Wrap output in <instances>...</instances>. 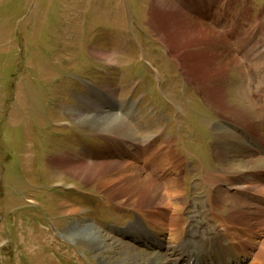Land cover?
<instances>
[{
	"label": "rangeland",
	"instance_id": "obj_1",
	"mask_svg": "<svg viewBox=\"0 0 264 264\" xmlns=\"http://www.w3.org/2000/svg\"><path fill=\"white\" fill-rule=\"evenodd\" d=\"M191 1L193 9L199 7L201 33L184 42L197 38L204 48L207 37L217 46L226 45L225 58H236L242 69L238 73V66L231 67L237 76L228 83L231 95L237 83L235 97L243 102L246 97L264 118V0ZM171 2L178 6L182 0ZM156 5L159 16L162 0H0V264L163 262V253L150 241L137 245L117 234L145 219L146 212L122 205L126 197L109 199L101 187L103 178L87 184L51 162L68 155L103 162L95 157L115 158L127 152L122 144L137 150L150 146L151 139L166 154L171 146L165 147L164 140L174 139L173 155L192 162L183 166L186 201L181 207L175 202L180 194L172 192L178 187L161 184L178 217L183 224L194 220L215 229L208 206L213 190L204 178L223 171L215 147L231 146L232 131L218 128L233 119L211 106L197 80L192 84L171 57ZM204 8L209 14H202ZM231 29L239 34L231 38ZM120 119L121 125L116 123ZM116 125L130 134L106 133ZM229 153L237 160L244 155ZM170 165L162 162L153 170L155 176L168 172L174 179ZM122 184L132 189L138 182L126 179ZM227 198L217 209L224 216L234 204ZM249 221L258 223L255 217ZM89 222L104 236L105 252L71 237Z\"/></svg>",
	"mask_w": 264,
	"mask_h": 264
},
{
	"label": "bare ground",
	"instance_id": "obj_2",
	"mask_svg": "<svg viewBox=\"0 0 264 264\" xmlns=\"http://www.w3.org/2000/svg\"><path fill=\"white\" fill-rule=\"evenodd\" d=\"M187 1L182 0L176 6L171 0H162L163 5L157 10L159 16H156L157 5L154 9L158 23L166 28L163 42L171 46L170 54L171 57L176 58L178 67L184 71L192 84L195 82L193 79L197 80L196 83L204 90L203 95L211 106L232 116L233 119L231 122H224L222 119V128L218 129L223 131L231 129V146L236 149L231 150V146L226 143H217L216 158L223 171L208 172L204 178L205 183L213 190L208 206L209 216L216 223L215 229L208 230L205 227L206 223L194 220L183 224V217H178V210H174L175 208L166 200L162 192L161 184L175 185L178 189L180 185V191L177 188L172 190L173 193L180 194L177 195L178 202L177 200L175 202L181 207L186 201L183 198L185 193L183 166L192 162L185 163L183 157L173 155L174 139L164 140L165 147L171 146L167 154L163 152L164 146L160 149L155 147L156 139H149L150 146H137V150L135 145L123 146L122 144L123 152L126 150L127 152L123 154L121 151L115 158L94 156L104 160L103 162L95 159L92 163H88L74 155L54 158L51 162L60 172L72 173L87 184L103 178L101 187L109 199L126 197L122 205L131 206L141 214L147 213V216H144L145 219L142 221L138 219L134 224L131 223L133 225L119 229L117 234L137 245L150 241L149 245L159 253H163L164 259L163 262L157 261L158 263L155 258L151 259L150 263L140 260L135 261V264H264V118L258 117L246 97L242 99H245L244 102L235 97L239 89L237 83L233 86L234 96L231 95L228 83L236 80L235 77H237L231 67L238 66V73H241L242 69L236 58L232 57L231 60L225 58L228 53L226 45L217 46L215 45L217 43L210 42L207 37L203 39L208 43L204 45V48L197 44V38L190 44L184 42L185 39L198 37L201 33L198 31V26L202 25L196 19V17L200 19L199 7L195 10L193 8L196 4L193 1L189 4ZM201 11L202 14H209L210 10L204 8ZM231 31L232 33H228L231 38L232 35L239 34L237 29H231ZM212 32L215 33V31ZM201 54L204 57H201ZM222 83H226V86ZM261 86L264 87V80L261 81ZM243 103H246V106ZM96 111L103 114L102 111L93 108L92 112ZM78 112L71 111L69 114L78 115ZM121 122L120 119L116 123L121 125ZM123 123V126L127 128L126 123L124 121ZM98 125L96 124L95 127ZM117 128L118 125L106 133L130 134ZM238 150L244 151V155L239 156L240 160L234 159L229 153V151L237 152ZM162 162L171 164L169 170H173L171 172L175 175L174 179L171 178V174L168 176V172L161 175L167 176L166 180H163L165 182H161V176H155L157 174L153 170L159 169ZM167 168L164 167V169ZM143 174L148 178L143 177ZM119 175L124 176L118 178ZM126 179L136 180L138 184L131 185L132 189H123L122 182ZM229 196L234 204L229 206L228 215L224 216L218 213L217 209L222 210ZM129 200L130 202L127 203ZM161 203H165L164 208L161 207ZM254 217L258 219L257 225L249 221ZM90 223L83 229H78L76 233L72 232L71 237L77 235L79 243L105 252L107 246L104 236L96 232L92 227L93 224ZM164 251L167 252L166 255ZM124 263L125 259L117 264Z\"/></svg>",
	"mask_w": 264,
	"mask_h": 264
}]
</instances>
